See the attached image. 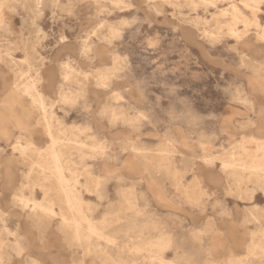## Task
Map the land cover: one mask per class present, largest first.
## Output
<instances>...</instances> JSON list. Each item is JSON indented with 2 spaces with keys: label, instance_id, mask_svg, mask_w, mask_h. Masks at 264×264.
Segmentation results:
<instances>
[{
  "label": "rangeland",
  "instance_id": "obj_1",
  "mask_svg": "<svg viewBox=\"0 0 264 264\" xmlns=\"http://www.w3.org/2000/svg\"><path fill=\"white\" fill-rule=\"evenodd\" d=\"M263 36L264 0H0V264H264Z\"/></svg>",
  "mask_w": 264,
  "mask_h": 264
},
{
  "label": "bare ground",
  "instance_id": "obj_2",
  "mask_svg": "<svg viewBox=\"0 0 264 264\" xmlns=\"http://www.w3.org/2000/svg\"><path fill=\"white\" fill-rule=\"evenodd\" d=\"M234 1V0H233ZM246 6V5H245ZM231 15H232V18H233V21H232V23L230 24V25H233V26H235V24H236V22H240V23H244L245 25H247V19H246V16L240 11V9L236 6V5H232V8H231ZM250 25V24H249ZM249 25H247V26H249ZM259 27V26H258ZM232 28H234V27H232ZM231 31V30H230ZM262 34V33H261ZM262 38H264V36L262 37ZM33 84V83H32ZM34 85V84H33ZM31 91V90H30ZM32 91H34V98H35V100H36V103H37V105H38V107H39V110L41 111V113H42V125H43V127H44V129H45V132H46V134L48 135V137H49V139H50V143L49 144H47V147H53L54 146V144H55V139L51 136V134H50V126H49V123H48V121H47V117H46V115H45V108H46V104H45V101H44V99H43V95L39 92V90H37V88H35V86H34V88H32ZM28 147L29 146H33V144L32 143H29L28 145H27ZM51 156L53 157V159H54V161H55V163H54V173L57 175V181H58V183H59V185H60V192L62 193V196H63V199H64V202H65V204L68 206V207H77V206H79V203H80V198H79V195H78V191L73 187V186H71L69 183L70 182H68V180L65 178V177H63V174H62V169H60L59 167H58V165H57V161H58V156L56 155V153H54V152H52L51 153ZM264 157V156H263ZM255 163V162H254ZM258 163V162H257ZM52 166H53V164H52ZM226 166H229V167H232V164L231 163H227L226 164ZM235 166V165H234ZM241 167H242V169H244V171H247V172H250V173H253L254 175L255 174H257V173H259V171H260V168L262 167V166H260V165H257V164H253V163H244L243 162V164L241 165ZM264 167V166H263ZM55 175V176H56ZM259 176V175H258ZM258 176H256V177H258ZM260 178V177H259ZM258 178V179H259ZM264 180V179H263ZM73 181H76V180H73ZM76 184H78V183H76ZM193 193V192H192ZM195 193V192H194ZM18 200H20V201H22V197H20ZM30 199H27V200H25V201H23L24 203V206L25 207H27V206H29V208L32 210V211H37V210H39V212L40 211H44V212H47V213H49L48 215L49 216H51L50 214H52L53 212H52V210H50L49 209V207H50V205H48L47 207L48 208H45L46 207V205H45V207H44V205H42V203L40 204V203H37V202H33V205H28L29 203H31V201H29ZM19 201V202H20ZM84 202V201H83ZM46 203H50V201L49 202H45V204ZM52 205V204H51ZM22 206V205H21ZM23 206V207H24ZM24 207V208H25ZM67 212H69L68 211V209H67ZM31 213H33V212H31ZM60 214H61V212H60ZM65 214H67V213H65ZM71 215H72V213H70ZM69 215V214H68ZM66 216V215H65ZM75 216V215H74ZM82 216V215H81ZM79 217V216H78ZM61 218V220L63 221V222H65V221H68L67 220V217L65 218L64 216H61L60 217ZM70 218H71V216H70ZM76 218V217H75ZM80 218V217H79ZM82 218V217H81ZM73 218H71V220H72ZM77 219V218H76ZM60 220V219H59ZM75 220V219H74ZM62 221H61V223H62ZM72 222V221H71ZM72 223H74V225H75V222H72ZM70 224V223H69ZM76 224H79V223H76ZM80 224H83V223H80ZM79 224V225H80ZM84 224H86V223H84ZM78 225V226H79ZM65 226V225H64ZM76 226V225H75ZM81 226V228H82V226L83 225H80ZM85 228V227H84ZM69 229V228H68ZM72 229H73V227H72ZM80 229V228H79ZM79 229H77V228H75V236H77V237H79V233H78V230ZM87 229L91 232V234H93V235H95L96 234V228L94 227V225L93 224H88V226H87ZM84 230V229H83ZM75 236L73 237V239H75ZM76 241V240H75Z\"/></svg>",
  "mask_w": 264,
  "mask_h": 264
},
{
  "label": "crops",
  "instance_id": "obj_3",
  "mask_svg": "<svg viewBox=\"0 0 264 264\" xmlns=\"http://www.w3.org/2000/svg\"><path fill=\"white\" fill-rule=\"evenodd\" d=\"M40 93L43 95V97L45 98V95L40 91ZM257 139V138H255ZM257 140H260V141H263L264 138H260V139H257ZM197 178V177H196ZM196 180H198L200 183H201V180L199 178H197Z\"/></svg>",
  "mask_w": 264,
  "mask_h": 264
}]
</instances>
